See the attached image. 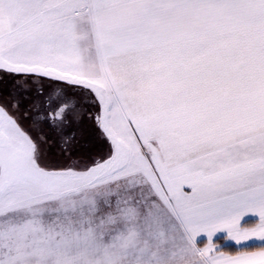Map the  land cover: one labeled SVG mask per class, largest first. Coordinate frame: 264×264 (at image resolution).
I'll return each mask as SVG.
<instances>
[{"label": "snow or ice", "instance_id": "obj_1", "mask_svg": "<svg viewBox=\"0 0 264 264\" xmlns=\"http://www.w3.org/2000/svg\"><path fill=\"white\" fill-rule=\"evenodd\" d=\"M0 264H264V0H0Z\"/></svg>", "mask_w": 264, "mask_h": 264}, {"label": "trees", "instance_id": "obj_2", "mask_svg": "<svg viewBox=\"0 0 264 264\" xmlns=\"http://www.w3.org/2000/svg\"><path fill=\"white\" fill-rule=\"evenodd\" d=\"M222 242V241H221Z\"/></svg>", "mask_w": 264, "mask_h": 264}]
</instances>
